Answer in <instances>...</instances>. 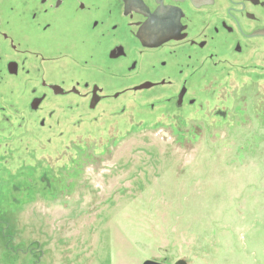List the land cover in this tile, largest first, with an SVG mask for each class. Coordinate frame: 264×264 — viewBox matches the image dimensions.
<instances>
[{
    "label": "rangeland",
    "instance_id": "obj_1",
    "mask_svg": "<svg viewBox=\"0 0 264 264\" xmlns=\"http://www.w3.org/2000/svg\"><path fill=\"white\" fill-rule=\"evenodd\" d=\"M237 71L183 122L131 102L49 133L19 122L0 264H264V79Z\"/></svg>",
    "mask_w": 264,
    "mask_h": 264
},
{
    "label": "flooded vegetation",
    "instance_id": "obj_2",
    "mask_svg": "<svg viewBox=\"0 0 264 264\" xmlns=\"http://www.w3.org/2000/svg\"><path fill=\"white\" fill-rule=\"evenodd\" d=\"M231 69L264 79V0H0V159L19 122L49 133L127 102L183 122Z\"/></svg>",
    "mask_w": 264,
    "mask_h": 264
},
{
    "label": "water",
    "instance_id": "obj_3",
    "mask_svg": "<svg viewBox=\"0 0 264 264\" xmlns=\"http://www.w3.org/2000/svg\"><path fill=\"white\" fill-rule=\"evenodd\" d=\"M142 264H165V263L155 260H145ZM176 264H186V263L183 259H180L179 261L176 262Z\"/></svg>",
    "mask_w": 264,
    "mask_h": 264
}]
</instances>
